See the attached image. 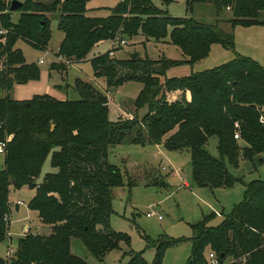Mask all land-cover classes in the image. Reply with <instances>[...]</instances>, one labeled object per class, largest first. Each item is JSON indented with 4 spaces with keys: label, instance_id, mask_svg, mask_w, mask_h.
<instances>
[{
    "label": "trees",
    "instance_id": "trees-1",
    "mask_svg": "<svg viewBox=\"0 0 264 264\" xmlns=\"http://www.w3.org/2000/svg\"><path fill=\"white\" fill-rule=\"evenodd\" d=\"M87 1L22 0L13 21L6 2L0 0V20L8 28L0 38V88L6 91L0 96V142L5 143L0 168V240L8 231L5 216L10 213V185L35 188L28 207L51 227L47 234L28 230L20 235L14 253L0 257V264H86L70 250L73 235L81 237L98 258L117 247L120 240L129 242L128 234L109 224L111 190L124 183V176L108 161L107 152L109 145L120 142L130 131H134L131 138L136 143L148 141L188 150L192 177L199 184L233 183L224 158L236 164L239 156L251 161L264 156V124L259 120L264 106L263 64L236 55L187 75L164 76L170 65L205 57L214 42L232 47L231 33L191 16L170 15L151 0H119L106 15L87 14ZM197 1L203 0H186L187 7L191 9ZM211 1L218 13L229 6L232 24H264V0ZM55 10L59 11L57 27L64 33L55 54L69 65L89 59L95 77L105 80L106 89L77 78V98L62 99L48 93L24 99L10 97L8 90L15 83L40 76L39 66L26 61L16 41L22 38L33 47L45 48ZM138 33L152 39L168 36L183 56L155 59L137 53L116 57L110 56L109 50L90 54L101 39L116 34L128 39ZM51 66L62 65L54 62ZM130 79L142 83L134 106L145 110L140 116L136 113L112 120L108 116V88ZM236 132L238 138L234 137ZM212 135L218 138V157L205 147ZM47 156L51 169L43 171ZM215 214L212 211L193 223V233L187 238L161 236L154 241L150 264H161L164 250L183 240L191 242L184 264H210V251L219 264H264V180L250 181L243 200L218 223L209 224ZM123 264L148 263L142 251H135Z\"/></svg>",
    "mask_w": 264,
    "mask_h": 264
},
{
    "label": "rangeland",
    "instance_id": "rangeland-1",
    "mask_svg": "<svg viewBox=\"0 0 264 264\" xmlns=\"http://www.w3.org/2000/svg\"><path fill=\"white\" fill-rule=\"evenodd\" d=\"M36 1L49 3L53 0ZM118 1L88 0L86 6L90 13L106 15ZM151 2L170 15L191 16L197 20L217 24L218 28L233 35L232 47H225L219 42H214L205 57L192 63L181 62L170 65L165 69L164 76L187 75L192 71L231 60L236 55L251 57L264 65L263 23L232 24L230 19L233 15L229 6L218 13L211 0L193 2L191 9L187 7L186 0H151ZM6 4L7 7L8 3ZM9 11L12 20L16 21L20 9ZM58 14V10L52 12L50 27ZM54 39L55 35H52L48 47L54 43ZM111 43V38L99 40L91 48L90 54L108 51ZM16 45L22 50L26 61L34 62L40 69L39 78L26 85L27 89H33L31 94L42 92L57 98L79 97L74 83L77 78H87L93 72L89 60L69 65L53 57L57 65L69 66L66 71L58 70L57 72V70H51V56L46 51L31 46L22 38L16 41ZM113 48V54L110 56L116 57L127 55L129 50L137 51L141 55L147 54L155 59L162 56L178 59L183 56L179 47L171 43L168 36L162 39H152L138 33L128 37V43L115 45ZM41 57L44 60L42 63L38 62ZM61 67L55 66L54 68L60 69ZM94 82L93 85L97 88L106 89L103 78H96ZM141 88V81L135 79L109 87L107 105L109 118L114 120L117 117H132L137 114L140 116L144 108H135L134 101ZM3 91L0 88V96ZM13 91L14 87L11 90L12 96ZM175 93L181 95L178 90ZM133 133L134 131H130L120 142L109 145L107 152L108 161L116 164L124 176V183L111 190L112 212L109 215V224L115 231L128 234L129 242L120 240L117 247L106 251L101 258H98L86 247L81 237L71 236V252L82 257L86 264H123L135 251H142L144 259L150 264L155 254L154 241L158 238L161 236L175 239L187 238L193 233L192 224L212 211L216 214L212 215L208 223H218L223 216L232 211L235 204L243 200L246 186L250 181L264 180V156H259L254 161L239 156L236 164L229 163L224 158L230 174L234 177L232 184L220 186L199 184L192 177L188 150L169 149L163 144L148 141L144 144L136 143L131 138ZM217 145L218 138L212 135L208 138L205 147L211 155L218 157L220 154ZM162 165H165L166 169H162ZM2 166L3 153H0V168ZM42 169L43 171L51 169L49 156L45 159ZM162 179L164 184H161ZM131 180L132 184H129ZM183 180L187 183L184 184ZM31 195L32 190L29 187L15 189L12 186L9 189L8 201L11 210L8 230L10 237L8 238L6 234V237L0 240V257L3 259L7 256L10 243L16 245L23 226L29 223L34 224L37 220L36 211L28 207ZM17 200H22L23 203H18L16 206ZM151 210L160 213L162 217L159 219L155 215L147 216L146 212ZM34 227L42 233L50 230L49 224L42 221ZM190 250L189 240L176 242L164 250L161 264H184Z\"/></svg>",
    "mask_w": 264,
    "mask_h": 264
},
{
    "label": "crops",
    "instance_id": "crops-1",
    "mask_svg": "<svg viewBox=\"0 0 264 264\" xmlns=\"http://www.w3.org/2000/svg\"><path fill=\"white\" fill-rule=\"evenodd\" d=\"M22 1V0H21ZM86 8H87V6H86ZM59 12V11H58ZM86 12H87V14H89V15H100V14H93V13H90L89 11H88V9L86 10ZM52 14V13H51ZM102 15V14H101ZM58 16H59V14L57 15V18L52 22V24H51V27H52V30H51V37H52V35H55V39H54V43L52 44V45H50V47H48V45H49V42H48V44H47V46L44 48V49H42V50H44V51H46L47 53H49V55L51 56V64H52V62H55L54 61V59H53V57L54 58H58V56L55 54L56 53V51H57V49H58V46H59V43L61 42V40H62V38H63V35H64V33H63V31L61 30V29H59L58 27H57V20H58ZM50 27V28H51ZM51 37H50V39H51ZM50 41V40H49ZM29 44V43H28ZM17 46V45H16ZM32 46V45H31ZM55 46V48H53ZM130 52H132L131 50H129ZM129 51H127V55H130V52ZM129 52V53H128ZM123 53V52H122ZM138 53V52H137ZM91 56V55H90ZM89 56V57H90ZM124 56H126V55H122V56H117V57H124ZM88 57V58H89ZM40 59V58H39ZM39 59H38V62H39ZM41 59H43L42 57H41ZM59 59V58H58ZM86 60H89V59H84V60H79V61H76V62H74V63H79V62H81V61H86ZM90 61V60H89ZM42 62H44V60L42 61ZM42 62H40V63H42ZM74 63H72V64H74ZM51 64H50V66H51ZM65 68H63V67H61L60 69H56V68H53L52 66H51V70H57V72H58V70H60V71H66L67 70V68L69 67V66H64ZM62 71V72H63ZM50 72V71H49ZM96 78H102V77H95V75H94V73L92 72L91 73V75L90 76H88L87 78H82V79H84V80H87V81H91L92 83H95L94 82V80L96 79ZM36 79H30V80H28V81H26V82H24V83H15L9 90H8V94H9V96L10 97H12V98H16V99H24V98H29V97H31L33 94H31L32 92L31 91H33V89H27V87H26V85L27 84H29L30 82H33V81H35ZM97 85V84H96ZM35 86V85H34ZM33 86V87H34ZM13 87H14V91H13V96H12V94H11V90L13 89ZM4 90V89H3ZM35 91H37V89L35 90ZM15 92H16V95H15ZM42 93V92H41ZM6 94V91L4 90L3 91V94L1 95V96H4ZM15 95V96H14ZM108 97H109V93H108ZM61 98V97H60ZM63 99V98H62ZM109 99V98H108ZM143 110H145V109H143ZM156 144H161V143H156ZM12 187V185H10L9 186V189ZM22 187H29V186H27V185H23ZM22 187H20V188H22ZM20 188H15V189H20ZM31 190H32V195L31 196H33V194L35 193V188H31V187H29ZM15 205L17 206L18 205V203H15ZM31 209V208H30ZM10 210H11V205H10ZM31 210H35V209H31ZM36 211V210H35ZM36 214H37V211H36ZM36 216H38V214L36 215ZM34 221V220H33ZM33 221H32V223H33ZM39 221H40V219H39V217H37V220H35V222H34V224H31V223H29V224H25L24 226H23V231H21L19 234L20 235H23L26 231H25V229H27V228H29L30 229V231H33V232H39V233H42V232H40L37 228H35L34 226H38V224H39ZM31 224V225H30ZM9 226V225H8ZM50 226V225H49ZM33 227V228H32ZM50 228V230H48L47 232H45V233H43V234H47V233H49L50 231H51V227H49ZM48 228V229H49ZM9 229V228H8ZM38 230V231H37ZM7 237L9 238L10 237V234H9V230L7 231Z\"/></svg>",
    "mask_w": 264,
    "mask_h": 264
},
{
    "label": "built area",
    "instance_id": "built-area-1",
    "mask_svg": "<svg viewBox=\"0 0 264 264\" xmlns=\"http://www.w3.org/2000/svg\"><path fill=\"white\" fill-rule=\"evenodd\" d=\"M7 32H8V28L5 27L2 24L1 20H0V38H3ZM111 39H112V43H111L112 45L109 48V54L110 55L113 54V49H114L113 46H115V45H122V44L128 43V39L127 38L122 37V36H119L118 34H116L115 36H113ZM58 58L60 60L66 62V60H64L61 56H58ZM42 61H43V59L40 58L39 59V62H42ZM259 120H260L261 123L264 124V106L262 107V109L260 111ZM234 137H236V138L239 137L237 132L234 133ZM4 146H5V143L3 141H1L0 142V153H2L4 151ZM161 167H162V169H166V166L165 165H162ZM180 177L183 179L182 176H180ZM183 183L186 184L187 183L186 180H183ZM17 203H23V201L22 200H17ZM146 215L147 216L155 215L159 219L162 217L160 213H157L154 210L147 211L146 212ZM5 218L9 219V214H6ZM14 251H15V246L12 243H10V245L8 246L6 258L7 257H10L14 253ZM208 259H209L210 264H219L218 257L212 251H210L208 253Z\"/></svg>",
    "mask_w": 264,
    "mask_h": 264
},
{
    "label": "water",
    "instance_id": "water-1",
    "mask_svg": "<svg viewBox=\"0 0 264 264\" xmlns=\"http://www.w3.org/2000/svg\"><path fill=\"white\" fill-rule=\"evenodd\" d=\"M4 2L8 3V9L9 10H14L16 9L18 6L21 5L22 1L21 0H9L7 2V0H4ZM137 54V51H132L130 52V57H134ZM204 185H208L207 182L203 183Z\"/></svg>",
    "mask_w": 264,
    "mask_h": 264
}]
</instances>
